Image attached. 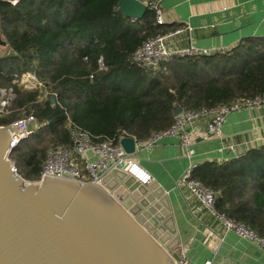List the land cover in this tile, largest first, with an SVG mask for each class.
<instances>
[{
    "label": "trees",
    "instance_id": "1",
    "mask_svg": "<svg viewBox=\"0 0 264 264\" xmlns=\"http://www.w3.org/2000/svg\"><path fill=\"white\" fill-rule=\"evenodd\" d=\"M118 2L0 0V34L8 46L0 55V87L17 94L0 126L31 110L42 124L10 154L25 179L40 178L51 146L71 145L70 122L95 142L117 144L122 134L147 141L173 126L176 107L213 108L264 92V36H247L225 53L177 54L142 67L132 60L135 50L176 26L157 22L149 6L133 21ZM26 71L44 90L17 80ZM192 178L215 192L219 214L264 238V145L221 164L197 163Z\"/></svg>",
    "mask_w": 264,
    "mask_h": 264
},
{
    "label": "water",
    "instance_id": "2",
    "mask_svg": "<svg viewBox=\"0 0 264 264\" xmlns=\"http://www.w3.org/2000/svg\"><path fill=\"white\" fill-rule=\"evenodd\" d=\"M117 6L133 21L148 8L144 0ZM181 111L176 107L175 114ZM17 132L0 126V264H175L180 258L171 197L159 181L147 184L130 162L111 168L103 184L51 175L29 181L10 157ZM137 143L120 140L129 154Z\"/></svg>",
    "mask_w": 264,
    "mask_h": 264
},
{
    "label": "crops",
    "instance_id": "3",
    "mask_svg": "<svg viewBox=\"0 0 264 264\" xmlns=\"http://www.w3.org/2000/svg\"><path fill=\"white\" fill-rule=\"evenodd\" d=\"M144 1L148 4L152 0ZM159 1L165 10V23L174 24V30L185 29L170 39L172 51L191 42L217 51L230 50L247 36H264V0ZM191 130L195 139L192 159L186 156L178 136H165L156 144L138 145L134 154L136 163L170 195L181 246L187 248L194 264H203L208 259L213 264H264V247L226 231L223 221L210 213L186 185L179 184L192 161L221 164L263 146L264 106L231 112L222 136H208L205 118Z\"/></svg>",
    "mask_w": 264,
    "mask_h": 264
},
{
    "label": "built area",
    "instance_id": "4",
    "mask_svg": "<svg viewBox=\"0 0 264 264\" xmlns=\"http://www.w3.org/2000/svg\"><path fill=\"white\" fill-rule=\"evenodd\" d=\"M148 6L156 12V19L159 23H165V10L160 5L159 0H152ZM189 29V28H188ZM185 29H177L168 31L164 34H158L149 37L135 52L132 54V60L141 65L142 67H156L162 61L170 59L173 55H199L211 54L217 51L216 49H208L200 47L196 44H191L185 48L172 51L169 47L170 39L175 34H178ZM229 48L220 49L217 52L225 53ZM104 68V63L100 60V69ZM26 73V72H25ZM27 73H29L27 71ZM24 74V73H23ZM22 74V75H23ZM22 75L18 77L22 83ZM34 80V81H33ZM24 86L28 89H43L44 83L38 80L37 76L33 73L30 79L25 80ZM22 83V84H23ZM47 94L44 93L41 100L46 98ZM17 97V94L12 86L0 87V115H6ZM264 106V92L255 98H240L230 104H222L213 108H203L200 110H182L180 114L176 115L175 123L171 128L165 132L156 133L147 141H139L141 144H156L165 136H178L181 145L184 149L186 156L193 158L195 153L192 146L195 143L194 136L192 135V126L202 118L207 120V134L208 136H222L223 125L227 116L233 112L244 108ZM9 125V124H8ZM13 127L18 128L19 132L14 133L12 136V146L15 147L23 139L28 138L33 134L35 129L39 128L36 120L35 113H25L19 120L11 124ZM71 133V145L58 144L51 146L48 149L46 161L40 171V178L35 182H41L45 179L46 175L61 177L70 180H78L84 182H95L103 184L105 174L114 167H117L122 162H130L134 165L135 173L140 179L147 184L151 182V175L141 168L135 161L134 155L127 153L120 140L126 137L122 134L119 137V142L114 144L111 140L105 139L103 141L95 142L92 135L69 123L67 126ZM207 136V137H208ZM13 160V159H12ZM16 165V162L13 160ZM196 164H192L182 174L179 184L186 185L189 190L200 200V202L212 213L214 216L219 217L226 231L235 232L238 236L250 239L260 246L264 247V238L258 236L252 229L243 223L233 221L231 218L219 214L215 209L216 196L215 192L203 185L198 180L192 178V168ZM179 259L175 260V264H194L188 257L187 248L180 246L178 248ZM203 264H213V261L208 259Z\"/></svg>",
    "mask_w": 264,
    "mask_h": 264
},
{
    "label": "rangeland",
    "instance_id": "5",
    "mask_svg": "<svg viewBox=\"0 0 264 264\" xmlns=\"http://www.w3.org/2000/svg\"><path fill=\"white\" fill-rule=\"evenodd\" d=\"M13 2H16V0H12ZM1 35V34H0ZM0 38H1V40H6V38L3 36V35H1L0 36ZM7 50H8V46L7 45H2V44H0V55H3V54H6V53H8L7 52ZM168 60V59H167ZM29 73H27V71H26V73H24L23 75H22V83L23 82H25V80H27V79H30V75H33V73L31 72V71H28ZM34 81V80H33ZM24 84V83H23ZM28 89V88H27ZM257 107V106H256ZM30 112H32V110L30 111ZM26 113H28V112H26ZM25 114V113H24ZM23 114V115H24ZM175 116H176V114H175ZM21 118V117H20ZM19 118V119H20ZM18 119V120H19ZM37 120V119H36ZM17 121V120H16ZM15 121V122H16ZM14 123V122H13ZM71 123V122H70ZM10 124H12V123H10ZM68 126V125H67ZM38 129V128H37ZM37 129H35V131L37 130ZM34 131V132H35ZM33 132V133H34ZM70 135H71V133H70ZM72 138V137H71ZM138 141V143H137V149H138V144H139V141L140 140H137ZM48 153V152H47ZM134 155V154H133ZM47 158V157H46ZM46 161V160H45ZM45 163V162H44ZM44 165V164H43ZM43 167V166H42ZM18 169V168H17Z\"/></svg>",
    "mask_w": 264,
    "mask_h": 264
},
{
    "label": "bare ground",
    "instance_id": "6",
    "mask_svg": "<svg viewBox=\"0 0 264 264\" xmlns=\"http://www.w3.org/2000/svg\"><path fill=\"white\" fill-rule=\"evenodd\" d=\"M152 180H153V179H152ZM152 180H151V181H152Z\"/></svg>",
    "mask_w": 264,
    "mask_h": 264
},
{
    "label": "flooded vegetation",
    "instance_id": "7",
    "mask_svg": "<svg viewBox=\"0 0 264 264\" xmlns=\"http://www.w3.org/2000/svg\"><path fill=\"white\" fill-rule=\"evenodd\" d=\"M1 36V35H0Z\"/></svg>",
    "mask_w": 264,
    "mask_h": 264
}]
</instances>
